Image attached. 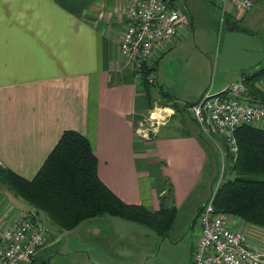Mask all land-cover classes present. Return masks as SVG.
<instances>
[{
    "label": "crops",
    "instance_id": "0c3cea01",
    "mask_svg": "<svg viewBox=\"0 0 264 264\" xmlns=\"http://www.w3.org/2000/svg\"><path fill=\"white\" fill-rule=\"evenodd\" d=\"M129 1L0 0V164L33 180L62 134L75 131L88 139L98 159L100 179L123 202L158 211L161 198L172 189L166 205H175L179 212L198 194L208 195L209 200L214 184L210 181L218 174L211 155L215 147L221 153L223 146L203 142L207 137L189 112L210 91L205 82H157L158 90L152 86L149 93L141 86L119 48ZM206 1L220 11L221 23L228 18L239 23L264 46V0H253V8L243 13L228 7L224 21L220 0ZM181 11V30L174 41L156 46L154 67L190 36L186 1ZM226 32L227 27L214 51L218 68ZM263 68L264 60L246 70H220L221 82H215L212 92L220 93ZM256 87L264 102V79ZM170 91L175 94L173 110L168 107L171 101L162 100L173 97ZM157 105L174 114L157 127L151 139H144L136 133L139 120ZM221 159L223 167L222 154ZM5 188L0 184V232L32 210ZM204 206L195 210L199 235L194 245L200 237L198 215ZM230 222L264 253V228L236 217ZM119 225L136 229L124 222ZM46 229L52 241L29 264H36L55 244L53 233Z\"/></svg>",
    "mask_w": 264,
    "mask_h": 264
},
{
    "label": "trees",
    "instance_id": "16d2710c",
    "mask_svg": "<svg viewBox=\"0 0 264 264\" xmlns=\"http://www.w3.org/2000/svg\"><path fill=\"white\" fill-rule=\"evenodd\" d=\"M226 27L227 32L246 33L239 23L229 18ZM155 71L156 66H145L139 79L148 93L157 84ZM263 79L264 68L246 77L243 82L250 90L251 100L264 104L259 98L262 97L261 92L256 87ZM144 117L147 116H143L141 121ZM236 139L239 149L237 159L230 155L227 147L225 156V165L236 176L221 184L213 205L217 213L264 228V129L241 127L236 132ZM203 142L210 146L212 144L209 138ZM211 159L216 160L218 165L216 153L212 152ZM0 184L44 212L63 231H73L88 220L110 216L147 226L166 239L178 216L175 205H166L172 189L161 198L158 211L123 202L100 179L98 159L88 139L75 131L62 134L56 148L33 180L24 179L0 164Z\"/></svg>",
    "mask_w": 264,
    "mask_h": 264
},
{
    "label": "built area",
    "instance_id": "2783aa9c",
    "mask_svg": "<svg viewBox=\"0 0 264 264\" xmlns=\"http://www.w3.org/2000/svg\"><path fill=\"white\" fill-rule=\"evenodd\" d=\"M253 6V0H220L223 21L228 7L243 13ZM126 16L120 54L140 79L145 66L154 67L151 60L156 46L177 38L183 12L178 0H130ZM251 99L246 83L237 82L215 95L205 93L196 106L189 108V112L202 135L226 145L230 155L237 159V130L244 126L264 128V104ZM165 111L153 110L139 122L141 127L136 133L144 139H151L160 125L154 116L157 113L166 115ZM225 156L226 153H222L223 160ZM216 193L214 191L198 215L200 237L195 244L191 264H264V253L252 245L248 235L231 227L232 217L216 212L213 205ZM49 242L50 236L40 214L32 209L0 232V264H29Z\"/></svg>",
    "mask_w": 264,
    "mask_h": 264
},
{
    "label": "rangeland",
    "instance_id": "374dc122",
    "mask_svg": "<svg viewBox=\"0 0 264 264\" xmlns=\"http://www.w3.org/2000/svg\"><path fill=\"white\" fill-rule=\"evenodd\" d=\"M185 1L189 8L187 15L190 21V36L179 48L163 56L159 66H156V82H205V89L215 95L216 91L212 92L213 86L221 80L218 76L220 69L214 64V51L218 38L226 30V22L221 23V13L212 3L208 5L206 0H178L181 10ZM209 64L210 67H207ZM152 88L158 90L155 86ZM169 95L173 97L162 96V100L165 99L168 103L171 101L173 105L168 107L173 110L176 103L173 99L175 94L170 91ZM165 108L167 107L157 105L153 110L164 111ZM165 112L166 115L158 114L156 123L162 124L169 115L174 114L169 109ZM180 114L190 121L186 112L181 111ZM139 121L142 122L141 118ZM140 127L141 124L138 128ZM225 147L226 145H223L221 153L215 147L218 157L216 171L219 174L218 178L215 175L210 181V184L214 182L211 195L227 179L236 176L226 165L222 171L221 154L226 153ZM196 196L180 208L170 236L166 239L159 237L147 226L110 216L88 220L73 231H63L56 227L44 212L32 206V209L40 214L44 225L53 233L55 241L51 248L39 256L36 264H191L195 239L199 235L194 227L195 210L198 205L204 206L209 201L208 195L204 198ZM121 222L136 229L122 227L119 225Z\"/></svg>",
    "mask_w": 264,
    "mask_h": 264
},
{
    "label": "water",
    "instance_id": "95a60500",
    "mask_svg": "<svg viewBox=\"0 0 264 264\" xmlns=\"http://www.w3.org/2000/svg\"><path fill=\"white\" fill-rule=\"evenodd\" d=\"M264 60L262 41L247 33L226 32L219 59V68L223 72L229 70H246L255 67ZM236 63L232 67V63ZM194 104L193 106H196Z\"/></svg>",
    "mask_w": 264,
    "mask_h": 264
},
{
    "label": "bare ground",
    "instance_id": "6f19581e",
    "mask_svg": "<svg viewBox=\"0 0 264 264\" xmlns=\"http://www.w3.org/2000/svg\"><path fill=\"white\" fill-rule=\"evenodd\" d=\"M156 116H158V113L154 116L155 118H157ZM52 239V238H51ZM52 241V240H51ZM47 247V246H46Z\"/></svg>",
    "mask_w": 264,
    "mask_h": 264
}]
</instances>
